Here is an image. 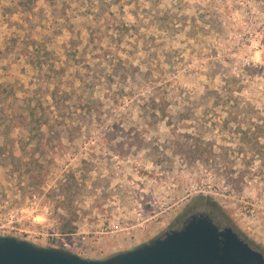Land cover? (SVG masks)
Segmentation results:
<instances>
[{
  "label": "rangeland",
  "instance_id": "rangeland-1",
  "mask_svg": "<svg viewBox=\"0 0 264 264\" xmlns=\"http://www.w3.org/2000/svg\"><path fill=\"white\" fill-rule=\"evenodd\" d=\"M3 91L0 236L104 260L214 213L264 251V0H0Z\"/></svg>",
  "mask_w": 264,
  "mask_h": 264
},
{
  "label": "water",
  "instance_id": "water-1",
  "mask_svg": "<svg viewBox=\"0 0 264 264\" xmlns=\"http://www.w3.org/2000/svg\"><path fill=\"white\" fill-rule=\"evenodd\" d=\"M0 264H264L234 228L221 230L209 217L192 215L180 230L104 260H90L64 250L0 236Z\"/></svg>",
  "mask_w": 264,
  "mask_h": 264
},
{
  "label": "flooded vegetation",
  "instance_id": "flooded-vegetation-1",
  "mask_svg": "<svg viewBox=\"0 0 264 264\" xmlns=\"http://www.w3.org/2000/svg\"><path fill=\"white\" fill-rule=\"evenodd\" d=\"M197 215V214H196ZM200 215H205V216H207V217H209L210 219H212V221L221 229V230H224V229H226V228H228V227H231V226H229L226 222H224V220L222 219V217H220V216H216V214H214V213H200ZM184 225V224H183ZM183 227V226H182ZM181 227V228H182ZM180 228V229H181ZM231 228H233V227H231ZM179 229V230H180ZM235 230V229H234ZM236 231V230H235ZM238 233V232H237ZM243 239V238H242ZM245 240V239H244ZM245 241H247V240H245ZM247 243H249V245L254 249V250H256V251H258V252H260V253H262L263 255H264V251L263 250H261L260 248H258V247H255L253 244H251L250 242H248L247 241Z\"/></svg>",
  "mask_w": 264,
  "mask_h": 264
},
{
  "label": "trees",
  "instance_id": "trees-1",
  "mask_svg": "<svg viewBox=\"0 0 264 264\" xmlns=\"http://www.w3.org/2000/svg\"><path fill=\"white\" fill-rule=\"evenodd\" d=\"M5 91H3V92H1L0 93V96H3V93H4ZM165 107H167V105L165 106ZM161 111L164 113V115H167V112H165V108H163L162 107V109H161ZM32 114V116L34 117V114L33 113H31ZM200 139V138H199ZM200 140H198V141H196V143L195 144H192L190 141H188V142H183L182 144H179V146H201V144L200 143H198ZM77 228L76 227H71V228H69V227H63L62 228V233L63 234H75V233H77ZM10 237H14V236H10ZM16 238V237H15Z\"/></svg>",
  "mask_w": 264,
  "mask_h": 264
},
{
  "label": "built area",
  "instance_id": "built-area-1",
  "mask_svg": "<svg viewBox=\"0 0 264 264\" xmlns=\"http://www.w3.org/2000/svg\"><path fill=\"white\" fill-rule=\"evenodd\" d=\"M114 230H115V232H117L119 230V226H115ZM83 239L86 240L87 238L84 237Z\"/></svg>",
  "mask_w": 264,
  "mask_h": 264
},
{
  "label": "clouds",
  "instance_id": "clouds-1",
  "mask_svg": "<svg viewBox=\"0 0 264 264\" xmlns=\"http://www.w3.org/2000/svg\"><path fill=\"white\" fill-rule=\"evenodd\" d=\"M256 59L259 61V59H260V55L259 54L256 56Z\"/></svg>",
  "mask_w": 264,
  "mask_h": 264
}]
</instances>
